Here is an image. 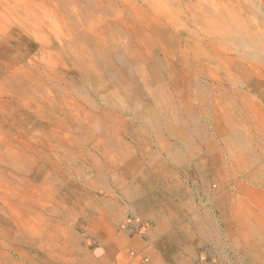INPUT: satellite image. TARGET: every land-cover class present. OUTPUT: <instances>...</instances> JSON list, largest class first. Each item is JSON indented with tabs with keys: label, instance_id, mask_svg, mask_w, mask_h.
<instances>
[{
	"label": "rangeland",
	"instance_id": "obj_1",
	"mask_svg": "<svg viewBox=\"0 0 264 264\" xmlns=\"http://www.w3.org/2000/svg\"><path fill=\"white\" fill-rule=\"evenodd\" d=\"M160 157L169 255L115 230ZM0 264H264V0H0Z\"/></svg>",
	"mask_w": 264,
	"mask_h": 264
},
{
	"label": "crops",
	"instance_id": "obj_2",
	"mask_svg": "<svg viewBox=\"0 0 264 264\" xmlns=\"http://www.w3.org/2000/svg\"><path fill=\"white\" fill-rule=\"evenodd\" d=\"M158 160L137 168L135 176L127 177V181L126 176H121L120 170L128 172L129 164L119 169L117 180L113 183V201L126 209L128 214L125 217L138 215L154 219L150 240L158 237L164 249L163 254L169 255L171 248H175V253L180 252L178 247L185 237L180 231V224H172L171 219L175 215L174 212L180 211L185 204L182 176L188 170L194 172L195 168L185 167V162L172 161L167 157H160ZM161 214H164L165 218L160 219L164 217ZM122 220L116 223L115 230Z\"/></svg>",
	"mask_w": 264,
	"mask_h": 264
},
{
	"label": "built area",
	"instance_id": "obj_3",
	"mask_svg": "<svg viewBox=\"0 0 264 264\" xmlns=\"http://www.w3.org/2000/svg\"><path fill=\"white\" fill-rule=\"evenodd\" d=\"M153 226L148 219L138 215H131L123 219L117 226V233L126 237L146 238Z\"/></svg>",
	"mask_w": 264,
	"mask_h": 264
}]
</instances>
